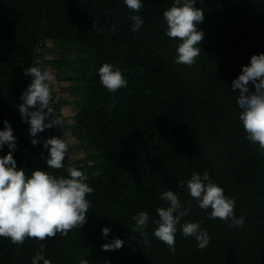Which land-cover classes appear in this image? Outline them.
I'll use <instances>...</instances> for the list:
<instances>
[{
  "label": "trees",
  "instance_id": "1",
  "mask_svg": "<svg viewBox=\"0 0 264 264\" xmlns=\"http://www.w3.org/2000/svg\"><path fill=\"white\" fill-rule=\"evenodd\" d=\"M171 3L143 0L131 10L123 0H0V128L7 120L13 129L17 166L26 172L45 167L43 140L62 136L69 145L65 163L80 167L93 188L83 225L42 241L0 236V264H30L40 243L51 264H264V154L246 139L238 91L231 88L250 56L264 52V0H199L204 35L191 66L174 62L178 38L165 35L162 12ZM134 14L144 21L135 32ZM49 40L61 44V55H46L53 51ZM103 62L119 66L127 84L108 91L97 73ZM33 64L69 82L62 91L76 105L70 128L77 144L67 140L64 122L31 144L18 104L30 83L23 68ZM65 100L52 91L61 117ZM86 147L92 149L87 155ZM8 151L5 145L0 155ZM194 171H207L235 197L243 225L230 228L198 207L186 188ZM169 188L188 209L177 225L175 251L152 235L155 209L165 206L160 193ZM140 210L149 213L144 235L132 219ZM189 220L208 232L205 248L182 235L180 224ZM101 226L111 229L106 237ZM116 236L123 239L119 249L101 248Z\"/></svg>",
  "mask_w": 264,
  "mask_h": 264
},
{
  "label": "clouds",
  "instance_id": "2",
  "mask_svg": "<svg viewBox=\"0 0 264 264\" xmlns=\"http://www.w3.org/2000/svg\"><path fill=\"white\" fill-rule=\"evenodd\" d=\"M199 0H172L171 5L163 10L166 28L165 35L178 38L175 47V63L191 65L200 53V41L204 35L198 24L203 20V10L197 7ZM131 10H139L143 0H123ZM133 32L144 23L141 15L130 17ZM30 76V83L20 95L18 104L22 121L28 124L31 144L39 141L38 133L46 128L62 125L63 119L54 113L52 101V73L47 67L33 64L23 68ZM100 83L108 90L115 91L127 84L122 69L111 63L103 62L97 69ZM231 88L238 91L236 104L240 111L238 119L246 139L255 144L264 154V52L253 53L247 64L241 66L239 74L231 81ZM0 128V148L7 146L9 151L0 155V236L7 237L12 243H22L26 237L42 241L45 236L59 233L66 235L68 230L77 228L86 222L93 188L87 182L83 170L72 163H65L69 145L62 136L52 135L43 140L47 149L44 156L45 167H36L30 172L18 167L13 151L16 137L7 120ZM43 155V154H42ZM63 169L65 175L54 174L53 169ZM186 188L197 205L211 218L228 221L227 226H241L243 215L234 214L235 197L225 194L221 185L209 177V173L192 172L186 181ZM165 206H158L155 212L158 218L152 223V235L164 242L170 251H175V234L181 217L188 209H182V203L176 192L170 188L160 193ZM134 229L144 235L149 213L138 211L133 217ZM109 226H101V234L107 236ZM184 236H191L197 248L209 244L208 232L200 226L199 221L189 220L180 224ZM145 243L147 237L145 236ZM123 244V239L116 236L103 243L104 250H116ZM44 243L30 257V264H51L43 249ZM78 264H89L87 259H80Z\"/></svg>",
  "mask_w": 264,
  "mask_h": 264
},
{
  "label": "rangeland",
  "instance_id": "3",
  "mask_svg": "<svg viewBox=\"0 0 264 264\" xmlns=\"http://www.w3.org/2000/svg\"><path fill=\"white\" fill-rule=\"evenodd\" d=\"M48 44L50 45V47H53L52 53L49 52V51L46 52V55H48V57H51L53 55H55V56L61 55V53L63 52V49L61 48V44L60 43H55V42H52L51 40H49L48 41ZM47 68L52 73V81H51V84L53 85L54 90H55L57 96H60L62 98H65L66 99L65 101H67V103H64L62 105L61 113H62V119H63L64 125H65V128H67V131H66L67 132L66 133L67 140L70 143L73 144V142L76 139L73 138V136H72L73 133H72V130H71L70 127L73 125V121H74L73 118H74V115H75L76 105H75V102L73 100L74 99L73 96L70 93H68V91H66V90L65 91H62L63 90L62 88L64 86L68 85L67 83H69V82H65L63 80H58V78L56 76V74H57L56 71L54 69H51V67H49V66ZM60 73L62 75H64V72H60ZM63 92L65 94H63ZM75 143L77 144V141H75ZM90 152H92V149H89L88 147H86L85 154L87 155Z\"/></svg>",
  "mask_w": 264,
  "mask_h": 264
},
{
  "label": "crops",
  "instance_id": "4",
  "mask_svg": "<svg viewBox=\"0 0 264 264\" xmlns=\"http://www.w3.org/2000/svg\"><path fill=\"white\" fill-rule=\"evenodd\" d=\"M52 69V68H51ZM56 74V73H55ZM51 87H52V91H54L55 92V90H54V87H53V85L51 84ZM63 94H65L64 92H63Z\"/></svg>",
  "mask_w": 264,
  "mask_h": 264
}]
</instances>
